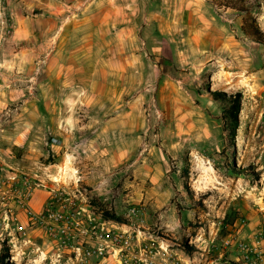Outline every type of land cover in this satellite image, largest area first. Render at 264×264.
Segmentation results:
<instances>
[{
    "label": "rangeland",
    "instance_id": "374dc122",
    "mask_svg": "<svg viewBox=\"0 0 264 264\" xmlns=\"http://www.w3.org/2000/svg\"><path fill=\"white\" fill-rule=\"evenodd\" d=\"M109 1L0 0V180L17 174L33 214L12 197L5 221L0 205V250L10 264H206L235 253L227 240L262 247L264 45L211 0ZM81 42L96 49L73 67ZM214 92L240 94L235 129Z\"/></svg>",
    "mask_w": 264,
    "mask_h": 264
},
{
    "label": "trees",
    "instance_id": "16d2710c",
    "mask_svg": "<svg viewBox=\"0 0 264 264\" xmlns=\"http://www.w3.org/2000/svg\"><path fill=\"white\" fill-rule=\"evenodd\" d=\"M210 5L218 14L229 12L241 17L242 24L240 30L244 38L253 43L264 45V34L261 32L256 20L251 16L252 10L255 7L252 0H211ZM212 96H216L217 98L223 97L224 101L228 103V107L224 110V115H227L224 116V122L229 121L233 124V129H235L238 125V115L241 110L240 94L226 96L221 92H214ZM223 129H225V127H223ZM181 173L183 175L182 177L187 179L188 172L186 170H182ZM94 212L104 221H112L119 224L125 223L124 219L116 216L113 212L102 209V207L94 210ZM183 247L187 251L191 250L186 243H184ZM8 258V247L4 245V247L0 250V264H10Z\"/></svg>",
    "mask_w": 264,
    "mask_h": 264
},
{
    "label": "built area",
    "instance_id": "2783aa9c",
    "mask_svg": "<svg viewBox=\"0 0 264 264\" xmlns=\"http://www.w3.org/2000/svg\"><path fill=\"white\" fill-rule=\"evenodd\" d=\"M16 178L17 174L12 173L9 176L5 177L6 182L0 180V205L5 209L3 214L5 221H8V216L10 213V209L5 203L10 201L12 197L15 198L18 206L22 209L27 218H31L33 215L28 205V198L30 194H27L25 198L21 196L20 192L17 190V182H15ZM47 217L48 218L45 219H48L50 221V226L47 225L45 228L48 232L49 237H58V234L61 233V231L54 230L51 225L53 222H59L60 220H62V217L56 212H52L51 210L47 212ZM43 218L41 220H44ZM43 224L46 223L43 222ZM224 247L227 249H231L236 253V262L238 264H264V245L262 247L251 246V244H247L242 240L234 239L232 241H225ZM101 251L102 250H99V253H101Z\"/></svg>",
    "mask_w": 264,
    "mask_h": 264
},
{
    "label": "crops",
    "instance_id": "0c3cea01",
    "mask_svg": "<svg viewBox=\"0 0 264 264\" xmlns=\"http://www.w3.org/2000/svg\"><path fill=\"white\" fill-rule=\"evenodd\" d=\"M111 1L112 0H110L108 2L109 4H107V9H109V8L112 9V7L114 9L116 8V7L113 6V4L110 3ZM105 8H106V6H105ZM56 13H59V10H57ZM83 16H85V15L83 14ZM91 49L95 50L96 48H95V46H93L90 43L89 44H84L83 42H81L80 44L74 45V47H72L70 49V51H72V52H70V54H69V58L70 59H67V60H70L68 63L70 64V62L72 61L73 62V67L79 66V63H82V62L84 63L86 61V58L90 56L87 51H91ZM57 50H59V48ZM56 56H58V55H55V54L51 55L52 58H56ZM73 99H75V98H73ZM76 109H77L76 106L68 107V110H69L68 113L69 112H75ZM75 123L76 122L73 121V125ZM156 189H157L156 187L152 188L153 193L155 192ZM42 195L43 194H41L40 192H37L36 194H34L33 201H32L33 208H37V207L39 208V202H40V199H42ZM222 257H223L222 254L217 255L214 260H212L210 262H207L206 264H228L227 263V259H231L232 261L237 263L236 262V260H237L236 253L228 255L227 258L226 257L222 258Z\"/></svg>",
    "mask_w": 264,
    "mask_h": 264
},
{
    "label": "bare ground",
    "instance_id": "6f19581e",
    "mask_svg": "<svg viewBox=\"0 0 264 264\" xmlns=\"http://www.w3.org/2000/svg\"><path fill=\"white\" fill-rule=\"evenodd\" d=\"M205 190H208L207 188H204ZM44 226H47L46 224H43ZM42 228H43V226H42ZM44 229V228H43ZM45 230V229H44ZM52 240H55V241H57V240H59V237H50Z\"/></svg>",
    "mask_w": 264,
    "mask_h": 264
}]
</instances>
